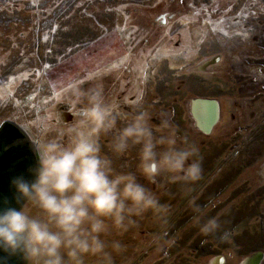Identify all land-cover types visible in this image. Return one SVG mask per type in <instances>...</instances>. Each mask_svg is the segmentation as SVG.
Listing matches in <instances>:
<instances>
[{
  "label": "rangeland",
  "instance_id": "374dc122",
  "mask_svg": "<svg viewBox=\"0 0 264 264\" xmlns=\"http://www.w3.org/2000/svg\"><path fill=\"white\" fill-rule=\"evenodd\" d=\"M133 2L0 0V125L13 121L35 141L73 122L67 113L85 106L65 104L74 89L101 91L119 113L142 107L153 124L169 120L198 147L201 177L138 176L168 207L166 222L146 213L116 264H250L259 253L264 264V0ZM199 99L219 104L210 131ZM135 164V149L115 161ZM249 192L260 200H239ZM197 216L218 229L201 233Z\"/></svg>",
  "mask_w": 264,
  "mask_h": 264
},
{
  "label": "clouds",
  "instance_id": "9594fccd",
  "mask_svg": "<svg viewBox=\"0 0 264 264\" xmlns=\"http://www.w3.org/2000/svg\"><path fill=\"white\" fill-rule=\"evenodd\" d=\"M81 103L72 123L31 139L35 179L12 180L23 207H0V251L22 253L27 264H116L127 252L124 238L139 229L146 213L166 222L168 207L138 176L148 183L158 177L195 183L201 177L198 147L178 138L169 120L153 124L142 107L119 113L94 89H74L65 104ZM101 137L110 138L107 152ZM133 149L135 169L118 168L115 161ZM193 223L205 235L219 227L216 218L200 224L197 216Z\"/></svg>",
  "mask_w": 264,
  "mask_h": 264
},
{
  "label": "water",
  "instance_id": "95a60500",
  "mask_svg": "<svg viewBox=\"0 0 264 264\" xmlns=\"http://www.w3.org/2000/svg\"><path fill=\"white\" fill-rule=\"evenodd\" d=\"M210 104L212 117L209 125H202L205 131H210L211 126L219 118V104L216 99H199ZM71 114V115H70ZM68 117L74 116L67 113ZM37 167L35 145L26 131L17 123L6 120L0 125V207H13L20 210L23 201L17 203L15 188L12 180L24 177L32 182L35 179L34 170ZM263 254L259 253L250 264H259ZM0 264H27L22 253L9 255L0 251Z\"/></svg>",
  "mask_w": 264,
  "mask_h": 264
},
{
  "label": "flooded vegetation",
  "instance_id": "af4514ba",
  "mask_svg": "<svg viewBox=\"0 0 264 264\" xmlns=\"http://www.w3.org/2000/svg\"><path fill=\"white\" fill-rule=\"evenodd\" d=\"M211 89L213 90V87H211ZM262 190V189H261ZM242 199L239 198L240 201H244L247 200L249 201L251 204H253L256 200H260V194H256L253 192H249V193H242ZM245 202V201H244ZM240 204V203H239ZM237 204H234V206H236ZM262 204H254V208L259 209L261 207ZM247 207V206H246ZM246 207L244 209H246ZM261 210V209H260ZM259 210V211H260ZM221 252H216V254H220Z\"/></svg>",
  "mask_w": 264,
  "mask_h": 264
},
{
  "label": "bare ground",
  "instance_id": "6f19581e",
  "mask_svg": "<svg viewBox=\"0 0 264 264\" xmlns=\"http://www.w3.org/2000/svg\"><path fill=\"white\" fill-rule=\"evenodd\" d=\"M198 101L200 102L201 100H198ZM203 101L204 100H202L201 106H200V104L198 105V113H202L205 115L204 116V122H205L204 125L207 126L211 122L210 120L212 117V111H211L210 104L207 101H204V102ZM206 105H207L208 109H207Z\"/></svg>",
  "mask_w": 264,
  "mask_h": 264
},
{
  "label": "trees",
  "instance_id": "16d2710c",
  "mask_svg": "<svg viewBox=\"0 0 264 264\" xmlns=\"http://www.w3.org/2000/svg\"><path fill=\"white\" fill-rule=\"evenodd\" d=\"M135 2H133V0H130V4H134ZM210 90H212V89H210ZM213 91V90H212ZM182 193V192H181ZM181 193H177L176 192V194H175V197H178V195H180ZM177 242V239L175 240V242L174 243H176ZM177 244V243H176ZM174 254H175V250H174ZM216 254V253H215Z\"/></svg>",
  "mask_w": 264,
  "mask_h": 264
}]
</instances>
